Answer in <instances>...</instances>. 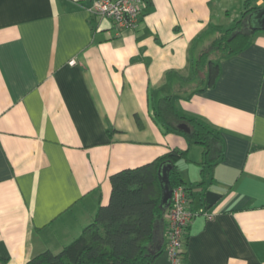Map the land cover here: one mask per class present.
I'll return each instance as SVG.
<instances>
[{"label":"crops","instance_id":"1","mask_svg":"<svg viewBox=\"0 0 264 264\" xmlns=\"http://www.w3.org/2000/svg\"><path fill=\"white\" fill-rule=\"evenodd\" d=\"M243 1L144 0L120 29L92 0H0V264L59 252L109 202L113 173L174 148L189 206L203 209L181 264H264V30L246 20L255 32L218 57L213 86L193 73ZM165 95L221 138L201 185L203 146L153 117ZM155 234L154 264H171L165 217Z\"/></svg>","mask_w":264,"mask_h":264},{"label":"trees","instance_id":"2","mask_svg":"<svg viewBox=\"0 0 264 264\" xmlns=\"http://www.w3.org/2000/svg\"><path fill=\"white\" fill-rule=\"evenodd\" d=\"M260 6L256 0H244L234 24L221 30L211 45L201 50L193 63L199 88L216 83L220 73L219 56L241 51L248 45L255 31L249 29L246 20ZM153 117L168 130L178 131L182 122L190 126L189 138L204 149L201 179L197 183L203 184L207 172L223 154L218 131L203 119L177 109L171 95L161 97L153 106ZM137 120L140 122L138 115ZM183 156H186L185 150L174 148L147 163L113 173L110 200L98 207L94 220L59 252L44 250L31 257L27 264H154L163 250V245L156 242V225L164 219L169 206L161 204V164L172 165L168 172L172 187L186 185L189 201L194 194L193 185L183 179L177 166V160ZM186 240L187 237L185 243Z\"/></svg>","mask_w":264,"mask_h":264},{"label":"built area","instance_id":"3","mask_svg":"<svg viewBox=\"0 0 264 264\" xmlns=\"http://www.w3.org/2000/svg\"><path fill=\"white\" fill-rule=\"evenodd\" d=\"M144 0H92L90 11L97 17L108 19L117 27H135L141 17ZM189 194L184 184L172 187L169 206L165 212L168 241L166 250L171 264H181L185 254V238L192 218L203 212L189 206Z\"/></svg>","mask_w":264,"mask_h":264},{"label":"water","instance_id":"4","mask_svg":"<svg viewBox=\"0 0 264 264\" xmlns=\"http://www.w3.org/2000/svg\"><path fill=\"white\" fill-rule=\"evenodd\" d=\"M248 25L252 30L261 29L264 30V4L259 8L252 11L248 16ZM178 127L183 130L184 132L190 131V126L182 122L178 125ZM171 163L165 162L162 163L159 171H160V178L162 183V201L161 204L168 206L170 203L171 195H172V186L170 184L169 179V170L171 168ZM94 264V263H92Z\"/></svg>","mask_w":264,"mask_h":264}]
</instances>
